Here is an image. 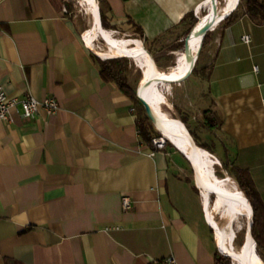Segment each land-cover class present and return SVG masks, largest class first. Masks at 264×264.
I'll return each instance as SVG.
<instances>
[{
  "label": "crops",
  "instance_id": "crops-1",
  "mask_svg": "<svg viewBox=\"0 0 264 264\" xmlns=\"http://www.w3.org/2000/svg\"><path fill=\"white\" fill-rule=\"evenodd\" d=\"M212 1L97 0L111 28L141 27L160 61L167 54L159 46L176 43L185 17ZM71 3L0 0L6 94L60 104L54 114L0 119V264H164L171 255L178 264H215L219 249L190 162L174 146L143 141L138 104L103 79L109 58L86 43L84 9L74 13ZM237 9L208 32L195 68L171 90L193 98L200 120L180 118L205 149L253 183L264 222V22ZM259 251L264 261V244Z\"/></svg>",
  "mask_w": 264,
  "mask_h": 264
},
{
  "label": "bare ground",
  "instance_id": "bare-ground-1",
  "mask_svg": "<svg viewBox=\"0 0 264 264\" xmlns=\"http://www.w3.org/2000/svg\"><path fill=\"white\" fill-rule=\"evenodd\" d=\"M78 1L85 6V10L91 15V25L84 32V38L89 47L96 54L104 58L113 56H136L145 73V76L141 79L144 94L142 97H138L139 100L145 105L147 112L152 116L158 131L165 129L166 124H170L176 133L184 136L186 134L184 124L180 120L171 101L160 90V84L169 76H172L171 73L187 72L194 67L200 52L202 39L206 32L209 29L215 28L222 20L229 16L235 10L239 0H225L224 3L217 4L214 7L212 6L213 8L209 10L208 14L207 12L202 15L199 14V19L197 18V22L193 25L192 30L185 39L184 49L186 48V51L177 52L178 62L169 70L162 69L159 65H156L151 54L149 53L150 57L144 46L140 43H135L131 40L122 41L120 44L103 43L102 46L97 43L100 39L101 32L99 27L98 2L97 0ZM166 138L164 136L159 141L165 143ZM175 142L188 151L190 147L189 143L186 145L182 144L176 138ZM190 142L194 145L195 150L207 159L204 170L197 167L196 181L203 194L206 212L209 215H215L212 218V225L217 244L221 252L231 255L237 264H249L247 258L241 254L240 246L235 244V233L233 229L234 217L237 215L242 216L245 211L249 213V220L251 221L250 210L241 202L243 192L240 189L241 193L239 197L237 183L230 174L225 172V175L222 177L216 174L215 162L211 152L198 146L191 139ZM208 186L215 195L211 207L207 203ZM248 240L249 244L246 251L249 257L252 258L253 264H264L262 257L255 248L256 243L252 235L248 237ZM220 245L231 253L223 250Z\"/></svg>",
  "mask_w": 264,
  "mask_h": 264
},
{
  "label": "rangeland",
  "instance_id": "rangeland-1",
  "mask_svg": "<svg viewBox=\"0 0 264 264\" xmlns=\"http://www.w3.org/2000/svg\"><path fill=\"white\" fill-rule=\"evenodd\" d=\"M68 1L72 2L71 4H72L73 10H74V13H77L80 8L84 9L83 13H79L78 12L77 14H79L78 15V19H80L81 22L84 24L83 31L85 32V30L87 28H89L90 25H91V15H90V13L87 10H85L86 9L85 6L82 3H80L78 0H68ZM224 2H225V0H213L207 7L203 6V8L201 9V12H206L208 8L211 9L215 5L220 4V3H224ZM245 2H246V0H241L240 5L238 6V9L236 11L237 13H241V12H243L246 9ZM195 16H197V12H196ZM187 28L188 27L186 26V28L183 30V32L179 36V38L182 39V44H183V39H184V42H185V39L187 38L188 35L184 36V37H181V36L186 31ZM100 31H101L100 32V39L98 40L99 42L97 41V43H99L101 46L103 45V43H105V44H120L122 41H125V40H131V41H133L135 43H140V44L143 45V43L141 41V39H142L141 35L137 31V29H135L134 27L104 28L102 26L100 28ZM209 31H211V30H209ZM204 38H205V36L203 37L202 42H201V46H200L201 48H200V52L198 54L197 62L201 58L202 49H204V51H205V48H206L205 46H203ZM176 44L177 43H175V41H173L171 43L168 41V43L164 42L162 45H160L159 46L160 47V50H159L160 53L167 54V56L164 59L165 61H162L163 59L161 61H159L158 57L154 53L153 54L151 53L154 63L156 65H159L162 69H165V70H169L170 68H172L178 62L177 52H182L184 50V49H182V46L178 50H173L172 48L175 47ZM184 45H185V43H184ZM146 47H149V46L147 45ZM146 47L144 46L145 50H147V52H148L149 50ZM172 51H175V52L173 53ZM117 58H125L127 60L128 72H129V75H130V81L132 82V84H134V86L136 87V90H137L139 82L142 79V67H141L139 61L137 60L136 56H119ZM110 59H114V58L110 57ZM197 62H196V64H197ZM195 66L196 65H194L193 69L195 68ZM191 71L188 74H186V72H173V73H171L172 76H170L166 80H164L160 84L159 88L162 91V93L164 94V96L169 101H171V103L173 104L175 109H176L177 105L180 106L181 111L178 108L176 109V111H177V113L179 115V118H180L181 114H184V115L189 116V117L194 116L195 119L199 121L200 120L199 109L194 107V104H192L193 98L190 97L186 92L178 94L175 91L171 90L174 85L180 83V82H174L173 80H178V79L185 78L186 76H188L191 73ZM184 74H186V75H184ZM139 94H140V97H142L143 94H144L142 83H141V85L139 87ZM180 120L182 121L181 118H180ZM186 121H188V119ZM182 123H183V121H182ZM152 124H153V122H152ZM190 124H192V122H189L188 125H190ZM153 126H154L156 132L158 133V135H156L154 138L161 139L163 137L162 133L160 131H158V129L155 127L154 124H153ZM170 146H172V145H170ZM213 159H214V162H215L216 174L219 177H222L223 175H225V172L230 174V172L224 167L223 162L221 163L219 161V159L215 155L213 156ZM230 175L232 177H234L232 174H230ZM234 179H235V177H234ZM237 184L239 186L238 182H237ZM239 188H240V186H239ZM213 199H214V193L210 190V188L208 186V192H207V200L208 201H207V203H208L209 207L212 206ZM246 202H242V203L246 207H248V209L250 210V207H249L248 203H246ZM208 216L211 219V224H212V218L215 215L211 214V215H208ZM250 216H251V213H250ZM251 220H252V216H251ZM246 222H247V220H246L244 214H242V216H238L237 215V216L234 217V221H233L234 227H233V229H234V233H235V244L236 245H239L241 240H242V237H243V234H244V231H245V228H246ZM237 236H239L240 239L237 238ZM255 248H256V244H255ZM233 260H234V258H233ZM234 262H235V264H237L235 260H234Z\"/></svg>",
  "mask_w": 264,
  "mask_h": 264
},
{
  "label": "trees",
  "instance_id": "trees-1",
  "mask_svg": "<svg viewBox=\"0 0 264 264\" xmlns=\"http://www.w3.org/2000/svg\"><path fill=\"white\" fill-rule=\"evenodd\" d=\"M240 2H241V0H239L235 10L240 5ZM245 4H246L245 13L252 20H255L256 22H260V23L264 22V0H246ZM234 11L231 14L229 13L230 15L228 14L229 16H227L223 21L231 22L232 19L234 18V15H235ZM196 12H197V16L199 19V12L198 11H196ZM101 19H102V22H101ZM183 21H188V28L182 34L181 37L188 35L190 28L197 22V17L192 12V13L188 14ZM99 26L100 27L103 26L104 28H111V26H109V24L107 22L105 14L103 12H101V14L99 12ZM136 29L140 33L141 38L145 39L142 28L136 26ZM208 31L206 32V35H205V38L203 41V46H205L207 43L208 35H209ZM176 43H177L176 46L172 48L173 50H178L181 48L182 39L179 38ZM183 51H186V48ZM146 52H147V50H146ZM149 53L151 54L150 51H149ZM149 53L147 52L148 55H149ZM117 57H119V56L111 57L114 59L109 58V59L101 60V62H102L101 71H100L101 75H102L104 80L116 83L117 86L124 92V94H126L129 98H131L135 103L138 104L137 125L139 128L141 137L145 143L149 144L150 146L156 147L153 144L152 139L156 135H158V133L156 132L150 117L147 115L143 104L141 103V101L136 96V87L130 81V75L128 72L127 60L125 58H117ZM158 60L160 61L159 57H158ZM181 118H182L183 123L185 124L184 127L185 126L187 127V128L185 127L186 133H188V131L190 130V127L186 121V118L184 116H182ZM189 133H190V135H189ZM189 133H188V135H189L190 139L195 144H197L198 146L205 149V146H203L198 141L196 135L191 130L189 131ZM166 145H172V144L169 140H166L165 146ZM156 148H158V147H156ZM208 151L211 152L210 150H208ZM223 165L230 172V174H232L235 177V179L237 180V181L235 180L236 183L238 182L240 188L242 189L243 198H242L241 202L247 201L246 203H248V205L250 207V212L252 210V205L254 207L255 221L252 225V237L256 243V249L260 254L259 248L262 247V245L264 244V232H263L264 222L262 221V218H261L262 217V214H261L262 204H261L259 195H258L257 191L255 190L253 183L248 178L244 177L245 174L243 172H235L233 170V168L230 167L226 162H223ZM237 186H238V184H237ZM239 186H238V189H239V197H240L241 191H240ZM210 190L212 191V189H210ZM213 201H214V199H213ZM251 216H252V214H251ZM237 238H239V236H237ZM221 248H223V247H221ZM223 250L230 252L224 248H223ZM215 264H232V263H231L230 259L226 256L225 253H223V252L221 253L220 251L217 250L215 252Z\"/></svg>",
  "mask_w": 264,
  "mask_h": 264
},
{
  "label": "built area",
  "instance_id": "built-area-1",
  "mask_svg": "<svg viewBox=\"0 0 264 264\" xmlns=\"http://www.w3.org/2000/svg\"><path fill=\"white\" fill-rule=\"evenodd\" d=\"M242 41L250 43L251 36L249 34H244L242 36ZM59 108L60 104L54 97H47L42 100L31 94L21 98L9 97L0 82V119L7 123H11L13 121L14 112L20 113L25 118H35L41 111H45L48 114H54L59 110ZM152 141L158 148H163L165 145L159 141V138H153ZM132 206L133 204L131 198L128 195H123V210L129 211ZM164 264H178V262L176 258L171 255L165 258Z\"/></svg>",
  "mask_w": 264,
  "mask_h": 264
},
{
  "label": "water",
  "instance_id": "water-1",
  "mask_svg": "<svg viewBox=\"0 0 264 264\" xmlns=\"http://www.w3.org/2000/svg\"><path fill=\"white\" fill-rule=\"evenodd\" d=\"M209 9H207V14L209 13ZM197 17V16H196ZM198 18V17H197ZM193 26L191 27V29L189 30L188 34L190 33V31L192 30ZM187 36V35H186ZM184 39H183V44H182V49H184ZM145 76V73L144 71L142 70V78ZM140 83L141 81L139 82V85L137 87V90H136V95L137 97H140V94H139V86H140ZM139 99V98H138ZM145 110H146V113L147 115L150 117L151 121L153 122V124L155 125V127L157 128L154 120L152 119V116L147 112V108L145 107V105L143 104ZM175 130V129H174ZM170 124H166L165 125V129H162L160 132L162 133L163 137L166 136L167 138L165 139L166 140H169L171 142V144L177 149L179 150L187 159L188 161L190 162L191 164V167H192V170H193V179H194V183L197 187V189L199 190V187H198V184H197V181H196V174H197V167L199 168H202L203 170L206 168V162H207V159L205 158V156L201 155L200 152H198L197 150H195V147L193 144H191L190 142V137L188 135V133L184 134V136L182 134H178L174 131ZM188 137V138H187ZM175 138L176 140H178V142L182 143V144H187L189 143V149L187 151V149H184L182 146H180L179 144H177L175 142ZM208 164V163H207ZM219 167V166H218ZM200 192V190H199ZM201 197H202V194L200 193ZM223 196V195H221ZM203 198V197H202ZM203 203H204V200H203ZM204 210H205V203H204ZM251 214H252V220L250 221L249 220V213L247 211H245L244 213V216L247 220V223H246V228H245V231H244V234H243V237H242V240L239 244V248L241 250V254L245 256V258H247V262L249 264H253V260L251 257H249L248 253H247V248H248V244H249V240H248V237L252 235V225L255 221V215H254V207L252 205V210H251ZM218 245V244H217ZM218 249L219 251L221 252L219 246H218ZM222 253V252H221ZM240 254V255H241ZM226 256L231 260L232 264H235L233 258L231 255L229 254H226Z\"/></svg>",
  "mask_w": 264,
  "mask_h": 264
}]
</instances>
